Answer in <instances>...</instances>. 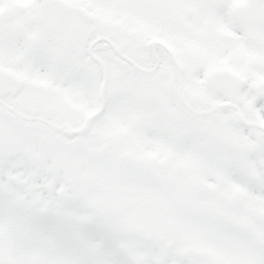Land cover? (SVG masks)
<instances>
[{
  "label": "snow or ice",
  "instance_id": "snow-or-ice-1",
  "mask_svg": "<svg viewBox=\"0 0 264 264\" xmlns=\"http://www.w3.org/2000/svg\"><path fill=\"white\" fill-rule=\"evenodd\" d=\"M0 264H264V0H0Z\"/></svg>",
  "mask_w": 264,
  "mask_h": 264
}]
</instances>
